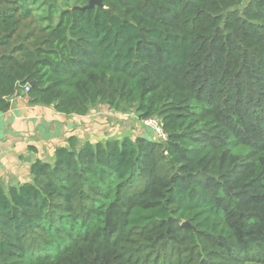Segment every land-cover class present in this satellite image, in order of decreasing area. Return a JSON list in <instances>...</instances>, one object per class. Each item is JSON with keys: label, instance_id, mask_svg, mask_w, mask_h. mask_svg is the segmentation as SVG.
<instances>
[{"label": "trees", "instance_id": "obj_1", "mask_svg": "<svg viewBox=\"0 0 264 264\" xmlns=\"http://www.w3.org/2000/svg\"><path fill=\"white\" fill-rule=\"evenodd\" d=\"M88 2L0 0V113L29 84L167 138L70 135L0 176V264H264V0Z\"/></svg>", "mask_w": 264, "mask_h": 264}, {"label": "crops", "instance_id": "obj_2", "mask_svg": "<svg viewBox=\"0 0 264 264\" xmlns=\"http://www.w3.org/2000/svg\"><path fill=\"white\" fill-rule=\"evenodd\" d=\"M88 117L65 115L53 106L31 105L27 94L13 97L10 110L0 113L1 178L11 185L30 180L31 163L45 159L47 151L53 155L70 135L78 136L75 131L80 120Z\"/></svg>", "mask_w": 264, "mask_h": 264}, {"label": "rangeland", "instance_id": "obj_3", "mask_svg": "<svg viewBox=\"0 0 264 264\" xmlns=\"http://www.w3.org/2000/svg\"><path fill=\"white\" fill-rule=\"evenodd\" d=\"M70 2H76L78 5L84 4V0H70ZM2 130L0 127V136L3 135ZM75 132L81 141L90 140L92 142L107 138L122 139L126 136L135 137L140 134L158 140L161 139L154 130L143 124L134 110L128 113L117 112L110 109L107 105H99L92 109L86 121L80 120L79 127ZM50 154L47 151L43 158L52 159L53 155ZM4 183L6 186L11 185L6 184L5 181Z\"/></svg>", "mask_w": 264, "mask_h": 264}, {"label": "built area", "instance_id": "obj_4", "mask_svg": "<svg viewBox=\"0 0 264 264\" xmlns=\"http://www.w3.org/2000/svg\"><path fill=\"white\" fill-rule=\"evenodd\" d=\"M29 90H30V85L29 84L25 85L24 91L28 92ZM142 122L144 125L154 130L155 133L159 135V137L161 138L160 140H166L167 134L165 133L163 129V125L161 124L159 119H157L156 117H151L143 120Z\"/></svg>", "mask_w": 264, "mask_h": 264}, {"label": "water", "instance_id": "obj_5", "mask_svg": "<svg viewBox=\"0 0 264 264\" xmlns=\"http://www.w3.org/2000/svg\"><path fill=\"white\" fill-rule=\"evenodd\" d=\"M95 6H99V7H105V5L103 4V0H89L88 4H86L84 7H80L81 9H89V8H93ZM31 85L36 86L37 85V81H32ZM19 91H22V89L19 87ZM26 92L24 91L23 94H25ZM189 222H185L184 225H188Z\"/></svg>", "mask_w": 264, "mask_h": 264}]
</instances>
